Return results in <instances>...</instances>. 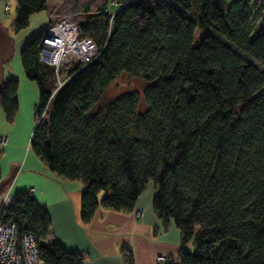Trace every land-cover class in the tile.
Instances as JSON below:
<instances>
[{"label":"trees","instance_id":"obj_1","mask_svg":"<svg viewBox=\"0 0 264 264\" xmlns=\"http://www.w3.org/2000/svg\"><path fill=\"white\" fill-rule=\"evenodd\" d=\"M48 2L16 0L13 32ZM151 2L86 7L67 31L93 37L98 53L71 57L61 81L39 58L52 20L24 42L20 62L38 87L30 149L56 176L82 183L84 223L99 206L132 212L152 183L156 216L180 232L167 264H264V0ZM196 29L205 31L198 44ZM121 74L144 81L142 95L107 97ZM17 88L4 80L7 122ZM0 219L33 236L44 264H84L49 239L47 208L31 191L15 192Z\"/></svg>","mask_w":264,"mask_h":264},{"label":"crops","instance_id":"obj_2","mask_svg":"<svg viewBox=\"0 0 264 264\" xmlns=\"http://www.w3.org/2000/svg\"><path fill=\"white\" fill-rule=\"evenodd\" d=\"M3 2L0 0V23L5 14ZM38 14L31 15L29 20L38 27L36 32L50 19L47 11ZM4 77L18 81V109L12 122L6 121L0 109V136L6 139L0 147V188L4 187L0 205H7L19 190L31 191L37 202L47 208L51 219L49 239L67 250L82 253L84 264H155L156 257L175 258L180 232L172 220L164 222L156 216L152 206L156 189L152 183L138 197L132 212L99 206L89 222H82V183L56 176L30 149L38 87L25 76L20 57L5 64ZM134 211L141 213L138 219Z\"/></svg>","mask_w":264,"mask_h":264},{"label":"rangeland","instance_id":"obj_3","mask_svg":"<svg viewBox=\"0 0 264 264\" xmlns=\"http://www.w3.org/2000/svg\"><path fill=\"white\" fill-rule=\"evenodd\" d=\"M106 0H49L48 2V8L47 13L49 18L52 20V25H59V23L63 22V20L66 17L73 16L74 23H77L81 19V17L84 15V9L88 7V12L93 13L99 9L102 8ZM4 7L7 5L9 6V10H6L3 7L4 10V18L3 21H1L3 28L6 30V32L10 35L12 38L13 43V56L10 61H15L17 59L20 53L21 43L23 42L24 38L37 30V26L33 20L30 22L29 25L23 29L21 32L15 34L13 32V19L15 16V8H16V0H4ZM148 4L151 5V0H148ZM115 8V6H112V9ZM37 15H40L37 13ZM63 28V24H61ZM72 26V25H71ZM66 28V27H65ZM48 29V28H47ZM65 32L67 34V30L65 29ZM205 34L204 30L196 29L195 35H194V44H198L203 35ZM85 38L90 39L93 42V52L90 57L96 56L98 53V47L95 44V40L93 37L85 36ZM43 43V42H42ZM85 52V51H84ZM87 52V51H86ZM40 54V52H39ZM85 53L83 54H74L71 52L65 60H63V63L57 62L54 65L55 71L58 72V75H56V80L60 79L62 77V74L65 71L66 62L71 58L75 57L78 60L82 61ZM89 55V53L87 54ZM62 79V78H61ZM60 79V81H61ZM61 86L63 83H59ZM145 88V83L142 80H139L138 78H135L133 76H130L128 74H121L118 76L111 84L109 85L106 96L109 98L119 96L123 93H126L128 91H137L140 95H142V92ZM140 108L144 109L145 105L143 102V99L141 97L140 99ZM34 116V114H33ZM35 126V124H34ZM34 128V127H33ZM3 147V146H0ZM139 214V215H138ZM138 215V216H137ZM141 216V213L139 211L134 212V217L138 219Z\"/></svg>","mask_w":264,"mask_h":264},{"label":"built area","instance_id":"obj_4","mask_svg":"<svg viewBox=\"0 0 264 264\" xmlns=\"http://www.w3.org/2000/svg\"><path fill=\"white\" fill-rule=\"evenodd\" d=\"M4 8L9 10V6L7 5ZM73 18V16L66 17L63 22L59 23V25H51L48 27L40 49L39 58L41 61L50 65L57 63L52 57V53L53 55L56 54L61 58L71 54V52L77 55L85 53L82 60L83 62L90 61L95 57V55L93 58L90 57L93 52V48L91 47L93 46V42L90 39L85 37L76 38L75 36L66 34L65 29L67 30L71 25H73ZM61 24L64 25L63 28ZM59 34L61 35L59 36ZM70 44L72 45L71 47H69ZM84 44H88L87 48L82 46ZM76 45H80L78 49H76ZM54 48H57V50L54 51ZM88 53L89 55H87ZM5 142V137L0 136V146L4 145ZM2 206L3 204L0 205V209ZM167 262V257L161 256L155 258V264H167ZM0 264H44L43 260L39 256L33 236L30 233H20L15 223H2L1 219Z\"/></svg>","mask_w":264,"mask_h":264},{"label":"water","instance_id":"obj_5","mask_svg":"<svg viewBox=\"0 0 264 264\" xmlns=\"http://www.w3.org/2000/svg\"><path fill=\"white\" fill-rule=\"evenodd\" d=\"M13 56V44L10 35L0 23V93L5 80L4 66Z\"/></svg>","mask_w":264,"mask_h":264},{"label":"bare ground","instance_id":"obj_6","mask_svg":"<svg viewBox=\"0 0 264 264\" xmlns=\"http://www.w3.org/2000/svg\"><path fill=\"white\" fill-rule=\"evenodd\" d=\"M61 34H59V36H60ZM67 35H69V33L67 32ZM87 45L88 44H84V45H82L84 48H87ZM72 45L70 44V46L69 47H71ZM80 45H76V49H78V47H79ZM48 48H50V47H48ZM53 50V49H52ZM57 50V48H54V51H56ZM68 55H66V56H63L62 58L61 57H59L58 55H53V53H52V57L54 58V60H55V62H59L60 63V61H61V63H63V60H65V58L67 57Z\"/></svg>","mask_w":264,"mask_h":264}]
</instances>
